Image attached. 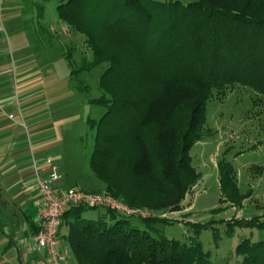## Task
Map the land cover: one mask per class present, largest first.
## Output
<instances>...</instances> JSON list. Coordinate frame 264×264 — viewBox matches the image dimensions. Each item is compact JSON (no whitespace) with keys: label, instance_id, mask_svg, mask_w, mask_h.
Returning a JSON list of instances; mask_svg holds the SVG:
<instances>
[{"label":"trees","instance_id":"trees-1","mask_svg":"<svg viewBox=\"0 0 264 264\" xmlns=\"http://www.w3.org/2000/svg\"><path fill=\"white\" fill-rule=\"evenodd\" d=\"M56 9L92 53L74 68L67 49L69 76L108 63L102 94L89 100L105 106L100 118L87 119L94 130L89 166L105 192L151 212L104 208L85 219L89 207H71L60 219L59 238L77 264H214L198 239L209 223L193 224L188 241L162 236L157 225L174 221L163 215L181 210L200 179L189 151L210 133L204 126L213 90L223 94L240 84L264 95V0H60ZM216 167L220 202L241 205L248 194L240 192L232 165L223 158ZM256 171L264 174V165ZM233 218L227 234L234 224L264 228V215ZM36 231L32 224L25 237ZM234 253L240 264H264V241L243 239Z\"/></svg>","mask_w":264,"mask_h":264},{"label":"rangeland","instance_id":"rangeland-1","mask_svg":"<svg viewBox=\"0 0 264 264\" xmlns=\"http://www.w3.org/2000/svg\"><path fill=\"white\" fill-rule=\"evenodd\" d=\"M179 1L186 3L191 0ZM59 2L60 0H24L23 16L25 15L26 21L25 24L19 23L22 26L14 34L25 36L32 42L31 53L37 57L38 72L44 78V84L52 81L54 86L50 94L53 112L57 119L63 121L60 126L63 143L58 152L54 153L60 166V188L68 185L83 191L113 195L104 191V182L95 176L89 166V158L94 149V130L87 125L88 118L96 120L105 112L104 105L91 104L89 100L102 94L98 84L108 63L103 62L90 71L69 76L70 68L65 51L71 50L74 68L80 66L82 57L90 60L92 53L84 42V35L59 17L56 9ZM38 4L43 8L39 15L36 8ZM1 34L7 37L2 30ZM19 47L21 51L24 48L23 44L17 46ZM224 90L223 94L217 92V89L213 90L206 104L204 126L210 133L193 144L189 151L191 164L199 173L200 179L185 195L182 209L164 215L175 218L174 221L160 223L157 227L166 238L188 241L193 236V224L209 223L207 228L200 229L198 239L203 250L209 253L211 262L240 264L241 257L236 256L234 250L241 240L264 241V228L239 227L234 224L232 234L226 233L227 221L233 217L248 219L264 215V174L256 171L257 167L264 165V95L240 84ZM223 158L232 165L240 192L248 194L241 205L233 206L219 200L216 163ZM155 169H159L156 164ZM114 197L125 203L122 196ZM104 212V208H88L82 216L85 219H96ZM3 223L2 219L0 264H43L35 259L28 260L26 255H23L21 263L16 255L13 256L4 247L6 230ZM131 223L141 226L138 218H131ZM63 242L70 259L74 261L73 253L64 238ZM28 251L31 253L30 249Z\"/></svg>","mask_w":264,"mask_h":264},{"label":"crops","instance_id":"crops-1","mask_svg":"<svg viewBox=\"0 0 264 264\" xmlns=\"http://www.w3.org/2000/svg\"><path fill=\"white\" fill-rule=\"evenodd\" d=\"M23 4L24 0H0V221L4 220L6 230L4 247L13 256L21 263L26 255L28 260L48 264L33 243H24L23 239L31 225H37L40 204L35 188L37 173L46 176V170L41 168L47 158L57 164L60 172L54 153L63 143L60 129L63 121L53 112L50 94L54 86L52 81L44 84L37 57L31 53L32 42L14 34L22 26L19 23L26 21ZM21 44L22 51L17 48ZM59 180L56 184L60 187ZM69 187L73 186L62 189ZM11 234L15 235L12 242ZM60 247L66 248L62 238ZM65 264L77 263L67 253Z\"/></svg>","mask_w":264,"mask_h":264},{"label":"built area","instance_id":"built-area-1","mask_svg":"<svg viewBox=\"0 0 264 264\" xmlns=\"http://www.w3.org/2000/svg\"><path fill=\"white\" fill-rule=\"evenodd\" d=\"M8 117L12 118V115ZM41 169L46 170L47 174L41 177L37 173L35 179V188L40 197L37 231L23 240L24 243L32 242L36 252L43 254L48 264H65L67 250L60 247L58 232L61 217L71 207L109 208L124 215H150L141 209L128 207L123 201L107 193L88 192L75 187L60 188L56 184L61 176L59 168L51 158L46 159Z\"/></svg>","mask_w":264,"mask_h":264}]
</instances>
